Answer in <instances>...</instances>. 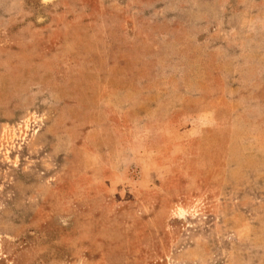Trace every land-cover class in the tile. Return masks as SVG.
Here are the masks:
<instances>
[{"label": "rangeland", "instance_id": "1", "mask_svg": "<svg viewBox=\"0 0 264 264\" xmlns=\"http://www.w3.org/2000/svg\"><path fill=\"white\" fill-rule=\"evenodd\" d=\"M0 264H264V0H0Z\"/></svg>", "mask_w": 264, "mask_h": 264}]
</instances>
